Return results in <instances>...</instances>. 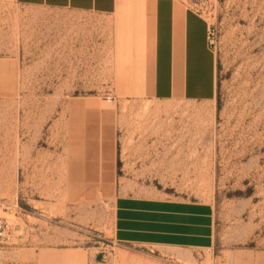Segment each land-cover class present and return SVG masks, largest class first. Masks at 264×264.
<instances>
[{"label":"rangeland","instance_id":"1","mask_svg":"<svg viewBox=\"0 0 264 264\" xmlns=\"http://www.w3.org/2000/svg\"><path fill=\"white\" fill-rule=\"evenodd\" d=\"M186 1L210 22L212 101L125 90L116 20L0 0V215L26 228L0 264L47 247L94 264H264V0ZM119 195L211 203L215 247L116 243Z\"/></svg>","mask_w":264,"mask_h":264},{"label":"crops","instance_id":"2","mask_svg":"<svg viewBox=\"0 0 264 264\" xmlns=\"http://www.w3.org/2000/svg\"><path fill=\"white\" fill-rule=\"evenodd\" d=\"M15 1L116 20L123 36L127 35L122 41L126 45L122 75L131 87L125 90L161 101L205 102L217 96L218 65L208 40L210 22L195 4L186 0ZM113 234L120 244L201 253L215 247V209L204 201L119 195ZM22 252L20 258L3 264H94L83 247H47L35 255Z\"/></svg>","mask_w":264,"mask_h":264},{"label":"built area","instance_id":"3","mask_svg":"<svg viewBox=\"0 0 264 264\" xmlns=\"http://www.w3.org/2000/svg\"><path fill=\"white\" fill-rule=\"evenodd\" d=\"M208 39L211 44L210 37ZM12 208L9 206L12 213H15ZM25 231L26 228L20 222L0 215V254L6 249L17 246V241L23 239Z\"/></svg>","mask_w":264,"mask_h":264},{"label":"bare ground","instance_id":"4","mask_svg":"<svg viewBox=\"0 0 264 264\" xmlns=\"http://www.w3.org/2000/svg\"><path fill=\"white\" fill-rule=\"evenodd\" d=\"M103 104V103H102ZM147 108V107H146ZM145 110V109H144ZM147 110V109H146ZM145 112V111H144ZM116 259V258H115Z\"/></svg>","mask_w":264,"mask_h":264}]
</instances>
